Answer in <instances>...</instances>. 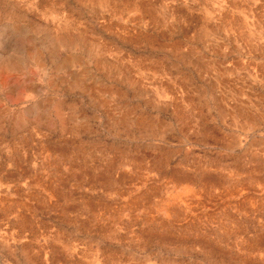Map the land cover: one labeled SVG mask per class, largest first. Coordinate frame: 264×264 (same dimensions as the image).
<instances>
[{
    "label": "rangeland",
    "instance_id": "rangeland-1",
    "mask_svg": "<svg viewBox=\"0 0 264 264\" xmlns=\"http://www.w3.org/2000/svg\"><path fill=\"white\" fill-rule=\"evenodd\" d=\"M0 264H264V0H0Z\"/></svg>",
    "mask_w": 264,
    "mask_h": 264
}]
</instances>
